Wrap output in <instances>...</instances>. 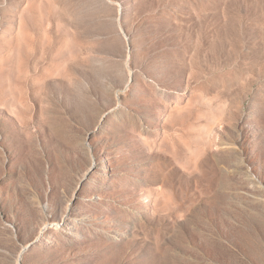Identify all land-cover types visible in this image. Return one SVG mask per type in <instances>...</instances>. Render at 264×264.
<instances>
[{
	"label": "rangeland",
	"instance_id": "374dc122",
	"mask_svg": "<svg viewBox=\"0 0 264 264\" xmlns=\"http://www.w3.org/2000/svg\"><path fill=\"white\" fill-rule=\"evenodd\" d=\"M0 264H264V0H0Z\"/></svg>",
	"mask_w": 264,
	"mask_h": 264
}]
</instances>
